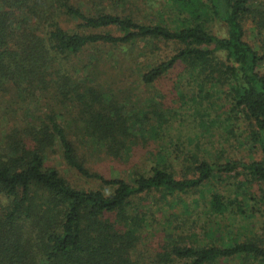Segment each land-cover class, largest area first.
Here are the masks:
<instances>
[{
	"label": "trees",
	"instance_id": "obj_1",
	"mask_svg": "<svg viewBox=\"0 0 264 264\" xmlns=\"http://www.w3.org/2000/svg\"><path fill=\"white\" fill-rule=\"evenodd\" d=\"M139 1L0 0V264H218L234 257L264 264V0H163L147 21L137 15ZM137 40L174 44L139 77L151 83L179 62L177 77L193 93L186 99L175 89V98L190 100L197 117L184 141L180 133L146 149V163L127 181L92 168L84 138L126 160L139 138L163 139L176 112L169 108L165 117L152 108L155 119L137 134V114L119 110L117 96L97 80L77 79L85 64L72 56L88 45ZM180 83L174 78V87ZM214 124L224 131L217 139ZM238 129L260 159L225 156L219 143L236 141ZM50 152L111 191L76 187L46 160ZM201 203L203 236L186 240L180 226L193 212L200 217ZM146 234L153 242L140 244Z\"/></svg>",
	"mask_w": 264,
	"mask_h": 264
},
{
	"label": "rangeland",
	"instance_id": "obj_2",
	"mask_svg": "<svg viewBox=\"0 0 264 264\" xmlns=\"http://www.w3.org/2000/svg\"><path fill=\"white\" fill-rule=\"evenodd\" d=\"M163 0H140L138 17L140 20L147 21L155 16L156 12L160 9ZM112 32H116L115 28L110 29ZM213 31L221 34L223 29L218 25L214 24ZM174 50V44L171 41L156 40L154 44L151 41L137 40L133 43H127L123 46H108L104 44L97 45H88L85 47L82 52L78 55L72 56V61H78L79 63L85 64L75 70L77 79L84 80L87 79V82H96L100 84L105 90L109 91V94H114L117 96V106L119 110L133 116L134 113L137 114L135 122L131 123V128L133 131L140 135L142 129L147 127L155 115L151 112L152 108L160 110L165 114V117H168V113L175 111L176 114L170 118L167 122V127L169 128V133L163 139L156 138L148 140L146 143L143 142L142 138H139L141 141H137L134 145L132 153H130L128 159L122 160L117 159L112 156H107L99 150H95L91 145L89 138L85 137L83 141V147L86 151V157L88 158V164L108 176H121L127 181H129V173L132 171V168L139 166V164L146 163L147 151L146 149L152 148L156 144L165 142L169 143L175 140L176 135L179 136L180 140H183L186 136H189L192 133V120L193 116L197 117L196 112H194L193 107L189 102L176 101L175 98V89L179 92V89L186 95V99H190L189 95L193 93V89L189 88L186 84V79L181 75L177 77V72L180 70L181 65L176 64L170 71L169 74L159 78L156 81L151 83L144 84L140 79L139 73L144 70L150 63H154L159 59L165 58L171 54ZM92 52H97L93 55ZM149 62V63H148ZM96 74L97 76H94ZM96 78H94V77ZM178 78L181 83L179 87H174L173 80ZM40 99V98H39ZM185 100V98H184ZM42 99H40V103ZM38 103L29 104L28 107H32L34 104L39 105ZM19 104H17V107ZM194 106V105H193ZM171 108V111L167 109ZM59 119L66 125L68 123L67 115H60ZM4 118H0V125L3 123ZM165 126V123L162 124V127ZM243 122L238 121V127L242 128ZM210 130L213 133L212 138H216V133L220 130L223 131V127L219 124H214ZM237 140H231V136H226L227 140H231L229 143L220 142L219 145L222 147L223 152L226 155L235 156L241 159L248 158H261L259 150L253 145L251 141H244V136L240 134V129H238ZM163 136L165 134H162ZM210 136L206 135V141L203 144V148L208 150L210 149ZM221 140V139H219ZM152 141V142H151ZM184 141V140H183ZM85 145H91L90 148ZM87 151L89 154L87 155ZM209 153V151H208ZM220 154V153H219ZM215 158L219 161H224L227 158ZM48 162L54 164L61 173L76 187L83 188H101L103 191L110 192L111 187L106 184H101L95 178H86L73 169L67 167L62 163L60 156L57 152H50L46 159ZM135 164V165H133ZM179 165V164H178ZM177 165V166H178ZM179 175V174H178ZM228 176L227 178H229ZM228 180H232L230 177ZM222 183L218 184L219 190L224 192ZM257 187L256 184H253L252 190ZM224 189V190H223ZM227 191L225 190L224 193ZM231 195V189H230ZM148 209L152 210L153 201L149 199ZM196 209V208H195ZM197 212L200 213V217L195 216V213L190 216H185L186 219H183V224L180 226L186 240L192 238H200L203 236V231L200 230L198 225L203 224L206 218V215L202 212V203L197 207ZM179 214V213H178ZM179 218V217H177ZM226 217H221L219 222L223 223L227 221ZM179 222V220H177ZM250 229L256 230L257 228L252 224H246ZM229 228H224L221 232H226ZM233 231H236L237 228L232 226L230 228ZM248 233V231H246ZM220 233L216 232L213 234L212 239L215 240ZM189 238V239H188ZM218 242V240H216ZM146 242H153L150 239V235L146 234L140 239V244ZM252 264H260L256 261H251ZM218 264H240L239 259H220Z\"/></svg>",
	"mask_w": 264,
	"mask_h": 264
}]
</instances>
